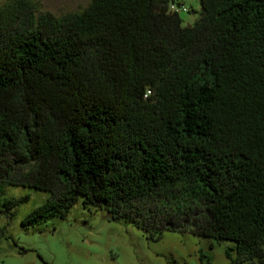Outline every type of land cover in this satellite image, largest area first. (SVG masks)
Returning <instances> with one entry per match:
<instances>
[{
    "label": "trees",
    "instance_id": "trees-1",
    "mask_svg": "<svg viewBox=\"0 0 264 264\" xmlns=\"http://www.w3.org/2000/svg\"><path fill=\"white\" fill-rule=\"evenodd\" d=\"M199 1L191 24L177 0L0 14V187L46 194L26 227L81 199L264 264V0Z\"/></svg>",
    "mask_w": 264,
    "mask_h": 264
},
{
    "label": "rangeland",
    "instance_id": "rangeland-1",
    "mask_svg": "<svg viewBox=\"0 0 264 264\" xmlns=\"http://www.w3.org/2000/svg\"><path fill=\"white\" fill-rule=\"evenodd\" d=\"M185 24L200 15L199 0H180ZM91 0H0V14L61 17L86 8ZM46 198L32 187H0V264H232L225 255L234 243L190 231L164 229L162 237L133 223L113 220L103 208H88L80 199L65 217L26 227L23 219ZM16 205L7 210V200ZM23 199V200H22ZM235 256V251H233Z\"/></svg>",
    "mask_w": 264,
    "mask_h": 264
},
{
    "label": "built area",
    "instance_id": "built-area-1",
    "mask_svg": "<svg viewBox=\"0 0 264 264\" xmlns=\"http://www.w3.org/2000/svg\"><path fill=\"white\" fill-rule=\"evenodd\" d=\"M180 10L189 11V9L184 4H177L175 2L170 3L169 11L175 12Z\"/></svg>",
    "mask_w": 264,
    "mask_h": 264
},
{
    "label": "crops",
    "instance_id": "crops-1",
    "mask_svg": "<svg viewBox=\"0 0 264 264\" xmlns=\"http://www.w3.org/2000/svg\"><path fill=\"white\" fill-rule=\"evenodd\" d=\"M177 1H180V0H177ZM180 2H182V1H180ZM184 3V2H183Z\"/></svg>",
    "mask_w": 264,
    "mask_h": 264
}]
</instances>
